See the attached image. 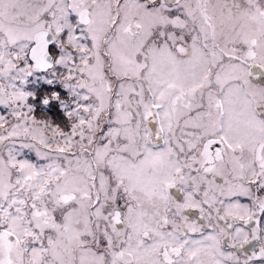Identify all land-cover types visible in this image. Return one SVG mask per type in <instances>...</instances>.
I'll list each match as a JSON object with an SVG mask.
<instances>
[{"label": "snow or ice", "instance_id": "1", "mask_svg": "<svg viewBox=\"0 0 264 264\" xmlns=\"http://www.w3.org/2000/svg\"><path fill=\"white\" fill-rule=\"evenodd\" d=\"M0 264H264V0H0Z\"/></svg>", "mask_w": 264, "mask_h": 264}]
</instances>
